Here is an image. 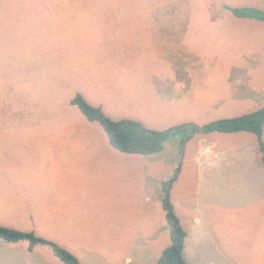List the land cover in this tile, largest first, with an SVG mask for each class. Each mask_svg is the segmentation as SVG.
<instances>
[{"label": "rangeland", "instance_id": "rangeland-1", "mask_svg": "<svg viewBox=\"0 0 264 264\" xmlns=\"http://www.w3.org/2000/svg\"><path fill=\"white\" fill-rule=\"evenodd\" d=\"M244 6L264 14V0H0V119L71 120L83 135L105 134L71 104L76 93L114 120L156 130L257 110L264 102V19L238 18L227 8ZM160 89L172 99L161 103L154 94ZM201 135L218 138L220 147L242 139L196 131L169 139L158 153L132 155L145 158L148 187L142 169L119 167L130 181L109 188V202L131 201V224L144 203L149 230L166 222L161 185L171 179L170 196L194 206L204 222V236L192 238L183 255L186 264H264V165L255 157L247 167L240 154L229 155L218 159L208 179L196 156ZM14 154L15 167L24 166L25 147ZM82 208L95 227L94 208ZM164 227L155 252L170 244ZM91 234L96 237V227ZM110 236L117 254L100 256L120 264L128 248ZM90 242L88 250L101 243L106 252L112 249L105 237ZM82 256V264L98 262L91 253Z\"/></svg>", "mask_w": 264, "mask_h": 264}, {"label": "crops", "instance_id": "crops-1", "mask_svg": "<svg viewBox=\"0 0 264 264\" xmlns=\"http://www.w3.org/2000/svg\"><path fill=\"white\" fill-rule=\"evenodd\" d=\"M154 94L161 103L168 102L173 95L171 92V97L166 99L161 89L155 90ZM259 106H264L262 100ZM15 127H26L27 133L19 134ZM77 128L78 124L71 120L0 119V222H11L12 228L30 231L37 237L50 239L74 254L81 263L86 262L82 253H91L98 257L97 263L88 260L87 264H117L115 258L107 257V261H104L100 256L117 254V248L111 241V232L117 242L125 243L124 246L128 248L129 254L125 255L120 264H152L160 254L159 251L153 250V246L158 242L159 232L167 223H160L148 230L149 225L145 217L148 211L143 203L142 209L139 205L138 220L131 224V201L118 198L115 203L112 198L110 203L108 198L109 188L113 190L116 183L121 185L130 181L124 171L122 174L117 168L142 169L145 176V158L135 161L131 156L140 157V154L115 149L106 134L83 135ZM220 133L240 135L237 138L242 139L238 144L220 147L218 138H207L205 134L197 138L200 145L196 156L200 158L203 171H208V179L213 176L212 169L218 166V159H227L229 155L234 159L233 155L240 154L244 160L240 161V164L246 162L247 167H251L249 160L252 161L255 157L258 158V164L264 165L262 160L260 162L254 133ZM22 147L26 150L25 164L15 167L19 159H16L14 150ZM122 157L127 158V161H120ZM142 182L143 188L146 189V176L142 177ZM172 187L173 184L171 190ZM154 190L156 191L155 188ZM170 200L181 224L183 220L189 223L187 229L183 227L186 231L183 248L185 255L191 250V239L204 236V222L194 206H189L188 203L179 204L172 196ZM86 205L93 207V212L96 213V237L108 239L112 245L110 251L106 252L101 246L102 243L90 250L86 249L93 245H89L90 241L96 238L91 234L95 229L91 227V217L86 216V210L82 208ZM89 211L90 209L87 213ZM86 237L90 238L88 245L83 244V238ZM64 239H68L67 243ZM0 264L64 263L46 245L36 244L29 250L26 240L9 242L0 239Z\"/></svg>", "mask_w": 264, "mask_h": 264}, {"label": "trees", "instance_id": "trees-1", "mask_svg": "<svg viewBox=\"0 0 264 264\" xmlns=\"http://www.w3.org/2000/svg\"><path fill=\"white\" fill-rule=\"evenodd\" d=\"M227 8L238 18L264 19V14L261 10L251 6ZM70 102L79 109L87 120L99 123L109 143L115 149L122 152L152 154L163 150L165 142L169 139L178 136L183 137L184 135L187 136L184 138H189L190 134L196 131H250L257 137L261 160L264 163V143L262 139L264 106L249 113L213 120L200 126L194 123H182L167 127L163 130H156L148 128L141 122L133 119L114 120L108 115H105L99 107L90 105L80 93H76ZM186 130H189V135L185 134ZM172 181L168 179L161 185V203L169 227L170 244L161 251L154 264H186L183 256L186 231L170 200L169 192ZM0 239L9 242L26 240L29 250L36 244H43L50 247L64 264H82L74 254L64 247L59 246L51 240L37 237L30 231L19 230L0 224Z\"/></svg>", "mask_w": 264, "mask_h": 264}]
</instances>
